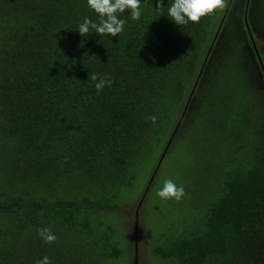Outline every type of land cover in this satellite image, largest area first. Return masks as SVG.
Masks as SVG:
<instances>
[{
	"label": "trees",
	"instance_id": "obj_1",
	"mask_svg": "<svg viewBox=\"0 0 264 264\" xmlns=\"http://www.w3.org/2000/svg\"><path fill=\"white\" fill-rule=\"evenodd\" d=\"M172 2L141 0L118 36L82 37L85 17L98 22L87 0H0V264H115L107 214L182 118L194 136L212 124L222 161L195 178L191 223L153 255L264 264V86L249 45L252 31L264 40V0H229L209 42L213 17L179 26ZM91 73L114 83L98 93Z\"/></svg>",
	"mask_w": 264,
	"mask_h": 264
},
{
	"label": "rangeland",
	"instance_id": "obj_2",
	"mask_svg": "<svg viewBox=\"0 0 264 264\" xmlns=\"http://www.w3.org/2000/svg\"><path fill=\"white\" fill-rule=\"evenodd\" d=\"M225 10H218L211 15L212 20L220 19ZM217 22L213 24V29ZM250 33L252 44L249 45L258 59L264 86V40H259L256 33L253 36V31ZM213 35L214 31L209 33L208 42ZM185 110L186 107L179 110L180 116H184ZM184 120L182 118L176 124L173 121L161 150L158 148L154 155L146 159L143 172L135 180L133 189L127 192L119 207L107 214V220L116 226L123 258L115 264H168L169 260L162 261L153 255L154 245L177 229L183 231L188 227L194 216L188 201L191 197L188 188L192 187L197 176L208 178L213 167L222 161V154L215 152V144L210 139L213 135L212 124L209 125L208 120H205L204 123H198L200 126L197 127L198 124L194 123V136L186 130ZM167 179L173 180L178 186L183 185L186 195L181 203L164 201L157 196Z\"/></svg>",
	"mask_w": 264,
	"mask_h": 264
},
{
	"label": "clouds",
	"instance_id": "obj_3",
	"mask_svg": "<svg viewBox=\"0 0 264 264\" xmlns=\"http://www.w3.org/2000/svg\"><path fill=\"white\" fill-rule=\"evenodd\" d=\"M87 4L98 16V22H93L85 17L78 26V32L82 37L88 36L94 30L100 36L116 37L123 32L127 23L120 18L123 13L130 12V19L139 21L141 18V0H87ZM164 6L163 0H158V7ZM227 7V0H173L168 8V17L179 26L188 25L190 22L199 23L202 18L214 15L218 10L222 11ZM89 79L95 82L97 92H102L105 87H111L114 80L91 73ZM146 119L155 123L157 117L151 115ZM186 195L183 185H177L173 180L164 181L162 188L157 192V196L164 201L175 200L180 202ZM37 235L45 244L57 242L58 237L50 228H40ZM36 264H52L50 257L44 256Z\"/></svg>",
	"mask_w": 264,
	"mask_h": 264
},
{
	"label": "crops",
	"instance_id": "obj_4",
	"mask_svg": "<svg viewBox=\"0 0 264 264\" xmlns=\"http://www.w3.org/2000/svg\"><path fill=\"white\" fill-rule=\"evenodd\" d=\"M216 20L218 21V22H217V25H218V24H219V18H218V19L216 18L214 21L212 20V22H213L212 24H214ZM216 29H217V26H216L215 29H213V25H212L211 30H210L209 33H211V32L214 31V35L211 37V39H213V38L215 37V35H216V33H217V30H216ZM208 35H209V34H208ZM211 39H210V40H211ZM210 40H209V41H210ZM207 41H208V37H207Z\"/></svg>",
	"mask_w": 264,
	"mask_h": 264
}]
</instances>
